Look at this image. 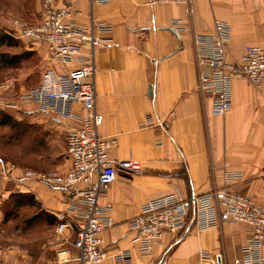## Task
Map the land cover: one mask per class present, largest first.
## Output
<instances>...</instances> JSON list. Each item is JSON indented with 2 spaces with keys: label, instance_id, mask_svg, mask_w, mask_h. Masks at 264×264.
I'll list each match as a JSON object with an SVG mask.
<instances>
[{
  "label": "crops",
  "instance_id": "1",
  "mask_svg": "<svg viewBox=\"0 0 264 264\" xmlns=\"http://www.w3.org/2000/svg\"><path fill=\"white\" fill-rule=\"evenodd\" d=\"M22 1L0 0V17L9 13L0 18L7 32L10 18L20 17L16 5ZM29 1L38 23L43 0ZM74 7L82 12L78 16L82 22H88L92 13L95 20L113 28L106 34L112 40L95 50L97 105L104 116L100 134L117 140L110 153L118 175L100 198L101 204L113 208L114 224L103 233L105 249L110 254L129 249L132 264H235L251 234L245 223L221 221L209 228L191 224L180 233H166L152 254L145 256L133 241L136 232L128 221L147 201L176 192L192 197L228 188L264 204V82L257 86L245 78L235 79L231 110L214 115L212 96L199 86L194 42L195 34L211 32L215 20H223L232 28L229 58L238 60L247 45L264 44V0H110L92 8L89 0H74ZM21 40L28 51L41 57L44 70L54 66L45 43ZM78 65L55 68L68 72ZM11 81L4 82L0 97L17 94ZM74 109L83 113L79 104ZM10 111L20 120L30 116L29 123L48 129V141L58 132L63 137L77 125L70 117L39 119L38 105L31 101L20 100L19 107ZM149 115L154 118L152 124H143ZM64 140L68 157L57 165L59 172L71 166ZM129 158L140 162L139 171L119 164ZM2 162L0 157V225L7 215L1 209L3 200L12 192H29L50 213L42 214L43 222L56 228L57 213L68 206L67 194L25 177L21 166L7 176ZM230 175L238 177L231 179ZM53 218L56 222L49 223ZM69 238L65 243L46 241L42 250H57L56 264H78L73 258L64 260L76 253ZM3 250L0 246V254ZM18 250L15 245L8 248L12 256ZM20 252L24 261L33 256ZM102 264L115 262L109 257Z\"/></svg>",
  "mask_w": 264,
  "mask_h": 264
},
{
  "label": "built area",
  "instance_id": "2",
  "mask_svg": "<svg viewBox=\"0 0 264 264\" xmlns=\"http://www.w3.org/2000/svg\"><path fill=\"white\" fill-rule=\"evenodd\" d=\"M110 0H89L91 8ZM160 3H181L183 0H153ZM82 12L74 7V0H43L42 19L29 24L20 17L10 18L9 33L17 38L43 42L49 60L54 66L44 70L38 85L22 90L16 99L0 97V108H18L19 101H31L38 111L59 118H75L77 125L67 132V151L71 160L65 172L37 171L27 168L24 176L49 186L61 188L68 197V206L57 213V232L71 236L78 264H102L112 257L115 264H132L129 249L112 254L105 249L103 233L113 226L112 206L100 203L116 180L117 164L111 150L114 138L100 134L104 116L98 110L96 89L95 50L110 42L108 33L112 25L95 20L90 14L88 22L78 16ZM232 38L229 23L216 19L208 33L194 36L199 68V86L212 96V113L223 115L233 106V82L245 78L260 86L264 82V45H247L238 60H229L228 44ZM87 47V52L85 48ZM79 65L64 72L55 65ZM6 87L5 83L0 88ZM79 104V115L74 105ZM149 115L143 124H152ZM119 164L126 170L139 171L138 160L129 158ZM7 176L17 168L13 162H2ZM238 175H230V178ZM221 221L245 223L251 234L235 258V264H264V204L253 197L228 188L217 189L207 195L185 197L180 193L162 195L147 201L140 213L128 221L136 232L133 241L143 255L152 254L154 245L166 233H180L191 224L209 228Z\"/></svg>",
  "mask_w": 264,
  "mask_h": 264
},
{
  "label": "rangeland",
  "instance_id": "3",
  "mask_svg": "<svg viewBox=\"0 0 264 264\" xmlns=\"http://www.w3.org/2000/svg\"><path fill=\"white\" fill-rule=\"evenodd\" d=\"M16 7L18 15L22 19H25L29 24H36L35 21L37 19L33 15L34 10L29 0L22 1V3L17 4ZM8 14L9 13L4 12L2 16L5 17ZM2 16L0 18H2ZM5 29L6 28L0 21V32H3ZM9 29L10 27H7V30ZM17 41V46L15 47L0 46V54L1 52L14 54L27 51L23 44V40L17 39ZM30 52L31 55L29 57H23L18 64H5L0 58V83L12 80L11 82H14L15 88L18 91L13 98L9 99H16L21 89L32 88L41 81L45 63L37 54L32 51ZM229 60L232 59L229 58ZM0 110L13 113V111L9 112L10 109L0 108ZM36 114L39 116V119L46 117L50 118V116H52L40 111H37ZM31 119L32 118L28 116V118L26 117L23 120L27 124ZM40 127L46 134L39 130L38 137L40 141L37 143V137L34 140L30 132H24L20 137V133L18 134L20 129L18 127L16 129L10 128L9 126H0V136H3L0 139V150L5 155L6 161L13 162L17 164V166L37 171H57V165L61 164V162L65 161L66 157H68L64 142L65 137L67 140V134H63L62 137L58 132L55 134L53 140L48 141V129L44 128L42 125H40ZM14 193L15 192L10 193L11 195L3 200L1 204L3 213H8L7 215H9V217L7 222L3 221L0 225V246L4 249V252L0 254V264H56L58 261L57 250L47 249L44 251L42 250V244L46 241H53L56 244L65 243L69 236L67 233H58L57 229L54 227L46 226L42 218L36 219L33 222H28V218L37 211L35 207L26 206L21 209L19 214L15 213L12 209L13 199H11ZM14 245L17 246L20 251L31 253L33 255L31 259L24 261L21 257L22 252L19 250L12 256L8 248ZM63 257H65V255H63Z\"/></svg>",
  "mask_w": 264,
  "mask_h": 264
},
{
  "label": "trees",
  "instance_id": "4",
  "mask_svg": "<svg viewBox=\"0 0 264 264\" xmlns=\"http://www.w3.org/2000/svg\"><path fill=\"white\" fill-rule=\"evenodd\" d=\"M17 39L18 38H16L13 34L7 32L6 30H4L3 32H0V46L15 47L17 46V42H18ZM30 55H31V52L28 50L24 52H20V53H14V54H8L7 52L6 53L1 52L0 58L5 64H18L23 57H29ZM0 126L2 127L9 126L10 128L12 127L16 129L18 127L20 129L18 131V134L20 133V137L21 135H23L24 132H30L34 140L37 137V141H36L37 143L40 141V138L38 137L39 130L40 132L46 134L44 130L41 129L40 125L31 124L29 122H27L26 124L24 120H20L16 118L15 116H13L11 113L4 112L2 110H0ZM1 137L3 136L1 135L0 139ZM5 141H6V138H5ZM0 157L4 162H8L6 161L7 159L5 158V155L1 152V150H0ZM11 199H13L12 209L15 213L19 214V212H21V209L26 206L35 207L37 211L28 218L27 220L28 222H33L36 219H40L42 217V214H50V213H47L42 208L40 203L37 202L34 195L31 193H24V192L14 193L12 194ZM8 217L9 215H6L4 222L8 221L7 220ZM55 222H56L55 218L49 221V223H55Z\"/></svg>",
  "mask_w": 264,
  "mask_h": 264
}]
</instances>
